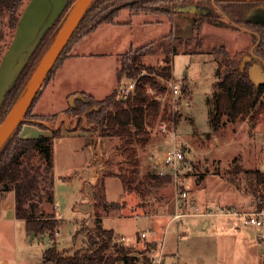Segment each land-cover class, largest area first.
<instances>
[{
    "label": "rangeland",
    "instance_id": "obj_1",
    "mask_svg": "<svg viewBox=\"0 0 264 264\" xmlns=\"http://www.w3.org/2000/svg\"><path fill=\"white\" fill-rule=\"evenodd\" d=\"M26 1L24 0L23 6ZM74 1L69 2L68 9ZM143 1H148L145 6L150 11H164L173 16L172 25L161 23L157 27V34L151 40L171 32L150 45V50L142 58L145 64L155 67L162 65L163 51L156 45L163 39L168 44L172 40H178V37L189 38L193 47L195 36L198 35L202 40L203 52L187 53L180 47L173 55L171 77L179 84L180 90L175 97L167 90L161 98L162 101L165 96L169 99L172 121H164L168 129L163 132L159 126L162 121L158 118L152 127H147L150 134L146 142L136 144L138 178L147 182L148 173L165 170L162 151L171 145L174 137L184 152L177 186L187 190L192 201L215 210L225 207L242 212L257 211V199L250 193L245 182L246 173L239 171L234 174L232 170L235 165L241 170H248L261 168L264 163V105L257 110L261 102H264V97L262 95L250 111L254 118L245 117L213 129L210 109L213 108L211 94L215 89L217 62L210 51L213 46L216 48L224 45L229 59L236 60L235 68L247 77L252 63L260 64L264 80V44H261L260 28L255 23L244 20L245 11L241 22L231 20L222 12L226 9L225 6L224 8L211 1L118 0L117 5L125 4L121 9L129 10L126 5L141 4ZM185 4L202 6L208 10V14L197 16L174 11L175 7ZM97 10L98 8L95 9ZM63 18L64 16L60 18L46 38L39 57L26 73L20 92ZM3 27L2 50L6 48L14 32V28L11 29L6 24ZM216 57L220 58V54ZM223 70L224 67H221L220 72ZM89 96L85 94L83 98ZM80 105L78 102L75 110L67 109L64 120L59 114L43 116L41 119L49 121L50 130L41 128L40 132L36 130L27 135L35 137L50 134L54 130L61 131L53 140L55 206L49 208L60 218L55 237L52 239L46 232L29 231L25 220L15 217L14 193L7 191L0 196V264H40L43 251L50 246L55 245L58 250L66 253L86 246V235L94 225L96 214L100 215L104 228L112 229L118 240L124 236L120 241L139 252L137 264H168L174 259L178 264H264V237H257L258 232L264 235V222L260 227H252L256 231L253 237L246 231L251 227L240 225L238 216L221 213L185 215L178 221L167 223L173 211V181L164 182L158 187L147 186L149 191L143 196L135 191L125 192L120 178L113 174L123 164L116 148L118 139L103 137L97 134L98 131L92 130L94 124L89 123L87 111L96 109V105L92 104L89 109L81 108ZM26 114L27 111L25 116ZM224 119L225 117L222 118ZM23 122H26L25 119ZM86 129H91L92 134L97 137L99 135L95 144L90 134H86ZM16 132L17 129L12 136ZM234 175L235 182L232 181ZM101 178L106 203L119 202L121 209L102 207L99 201ZM204 218L209 220L205 227L202 221ZM229 223H232L231 226ZM141 231L146 233L145 237H140ZM152 239L157 242L158 247L162 244L164 254L159 253L158 247L157 252L153 251ZM160 256H164L163 261H158ZM116 264L123 262L117 260Z\"/></svg>",
    "mask_w": 264,
    "mask_h": 264
},
{
    "label": "trees",
    "instance_id": "obj_2",
    "mask_svg": "<svg viewBox=\"0 0 264 264\" xmlns=\"http://www.w3.org/2000/svg\"><path fill=\"white\" fill-rule=\"evenodd\" d=\"M147 2L143 1L136 5L129 4L126 5V8L131 13L150 11V8L145 6L148 5ZM23 3L24 0H0V56L4 47L2 44L4 41L3 25L6 24L11 29H15ZM216 3L226 7V9L221 10L228 19L241 22L247 6L255 2L216 1ZM117 4L118 0H95L91 4L48 72L45 82L51 77L54 68L67 55L73 43L100 23L113 21L121 9V6ZM97 8L98 10L95 11ZM59 20L46 33L15 86L8 93L0 111V122L19 95L26 73L39 57L46 38L52 33ZM255 25L260 28L261 44H264V24ZM196 28H199V21L196 23ZM177 39L168 44L165 43L164 39L158 41L156 47L163 51L162 65L159 67L145 64L142 60L154 42L129 50L122 56L117 70V87L101 99L96 100L89 96L81 101V108H88L92 104L97 106L96 109L87 111L89 123L94 124L92 130L98 131V134L103 137L117 138L119 141L116 148L119 150L123 164L119 165L113 174L120 178L125 192L135 191L143 196L149 191L146 189L147 186L158 187L164 182H172L170 173H148L147 182L138 178L136 144L146 142L150 134L147 127H152L158 118L162 122L172 121L169 99L165 96L162 101L161 98L167 91L166 82L172 76L173 55L179 51L180 47H183L182 51L187 53L203 52L202 40L198 35L195 36L193 47H191L189 38L178 37ZM210 53L214 54L217 62L215 89L211 94L213 108L210 109V121L213 129L227 122L242 120L245 117L254 118L250 111L262 98L261 96L264 97V83L254 85L245 73L242 74L238 68L236 69V60L234 58L229 59L224 45L221 44L216 48L213 46ZM218 54H220V58L216 57ZM221 67H224L222 73L220 72ZM123 79L135 81L134 89L127 96H121L119 93V86ZM36 98L27 110L25 121L32 117L30 109ZM263 105L264 102H261L257 110L259 111ZM34 117L42 118L43 116ZM223 117H225L224 120H222ZM23 123L19 124L15 135L6 142L0 151V194L13 191L15 217L25 220L26 228L29 231L46 232L53 239L60 223V218L56 216L55 211L49 210L51 206H55L53 197V140L60 135L61 131L54 130L50 134L23 137L18 135ZM239 171L246 173L245 182L248 189L257 199V209H262L264 207V170L261 168L241 170L239 166H233L232 172L234 174ZM100 180V197L98 193L96 195L99 197L102 207L110 210L121 209L122 205L119 202L106 203L102 178ZM232 181H236L235 175ZM101 222L100 215L96 214L93 221L94 225L86 235V246L75 249L72 253L60 251L55 245L50 246L43 251L41 264H116L117 260H121L123 264H137L139 252L132 246L120 241L121 239L118 240L115 237V232L112 229L104 228Z\"/></svg>",
    "mask_w": 264,
    "mask_h": 264
},
{
    "label": "crops",
    "instance_id": "obj_3",
    "mask_svg": "<svg viewBox=\"0 0 264 264\" xmlns=\"http://www.w3.org/2000/svg\"><path fill=\"white\" fill-rule=\"evenodd\" d=\"M172 20L173 16L164 11L131 13L123 8L118 11L112 22H102L93 30L82 35L71 45L67 55L54 68L51 77L43 84L31 107L30 114L32 117L22 124L18 135L28 137L27 135L32 134L28 132H35L36 130L40 132L41 128L50 130L49 121L34 116L59 114L64 120L67 109H76L78 102L81 103L85 100L83 95L87 94L101 99L110 94L118 84L117 70L122 56L133 48L166 37L171 31L151 40L156 36L159 24L166 23L167 26H170ZM142 32H148V34L145 35ZM259 69L261 72L260 64ZM74 94H78V97L74 98L72 105H70L69 97ZM71 131L76 132L75 130ZM86 134H90L95 144L99 135L97 137L87 129ZM4 193H1L0 196L2 197ZM202 221L203 227L209 224L207 218ZM169 222L171 221L168 219L167 223ZM231 224L228 225L231 226ZM246 231L251 237L256 232L253 228ZM152 241H154L152 244L153 251L157 252L158 244L155 240L152 239ZM158 250L160 254L165 253L162 251V244Z\"/></svg>",
    "mask_w": 264,
    "mask_h": 264
},
{
    "label": "water",
    "instance_id": "obj_4",
    "mask_svg": "<svg viewBox=\"0 0 264 264\" xmlns=\"http://www.w3.org/2000/svg\"><path fill=\"white\" fill-rule=\"evenodd\" d=\"M93 1L75 0L69 9L70 0H27L25 2L20 11L12 38L0 56V111L8 93L15 86L19 76L46 33L62 16L64 18L34 68L31 77L0 122V151L16 131L19 124L25 119V113L41 88L48 72ZM208 1L258 3L247 12L244 20L256 24H264V0ZM123 5L125 4L120 6ZM174 11L195 15L208 14L206 8L199 7L196 4L179 5L174 8ZM247 74L254 85L264 82L257 63H253L250 66ZM76 97H78V94L69 97L70 105H72V100ZM261 168L264 169V163Z\"/></svg>",
    "mask_w": 264,
    "mask_h": 264
},
{
    "label": "built area",
    "instance_id": "obj_5",
    "mask_svg": "<svg viewBox=\"0 0 264 264\" xmlns=\"http://www.w3.org/2000/svg\"><path fill=\"white\" fill-rule=\"evenodd\" d=\"M135 86L134 80H126L121 82L119 86V93L121 96H127ZM166 87L172 97H175L179 93V84L170 78L166 82ZM161 131H167L168 126L165 122L160 123ZM174 136V132H172ZM184 160V152L182 148L176 143L173 138L171 145L166 147L162 152V163L165 170H161L158 173H170L172 175V181L174 184V196H173V211L170 214L169 221H178L182 216L185 215H210V214H225L230 216H238L240 225L244 227H260L264 222V207L255 212H242L232 208L219 207L218 210H215L209 206H200L195 201H192L187 190L177 186V181L179 180L180 170L182 167V162ZM146 233L144 231L140 232V237H145ZM257 237L262 239L264 235L258 232ZM120 239H124V236H121ZM163 258L158 259L162 261ZM168 264H178L176 259L171 260Z\"/></svg>",
    "mask_w": 264,
    "mask_h": 264
},
{
    "label": "flooded vegetation",
    "instance_id": "obj_6",
    "mask_svg": "<svg viewBox=\"0 0 264 264\" xmlns=\"http://www.w3.org/2000/svg\"><path fill=\"white\" fill-rule=\"evenodd\" d=\"M257 4H258V3H254V4H252V5L247 6V8L245 9V13L247 14V12H248L251 8L255 7ZM199 7H202V6H199ZM202 8H203V7H202ZM201 15H203V14H201ZM197 16H199V15H197ZM255 24H256V23H255ZM75 115H77V114H74V116H75Z\"/></svg>",
    "mask_w": 264,
    "mask_h": 264
}]
</instances>
